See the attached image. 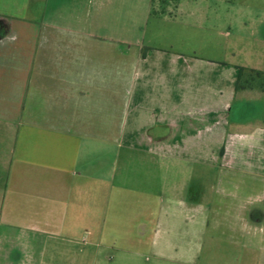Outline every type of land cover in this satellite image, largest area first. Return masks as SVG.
I'll return each mask as SVG.
<instances>
[{
    "label": "crops",
    "instance_id": "0c3cea01",
    "mask_svg": "<svg viewBox=\"0 0 264 264\" xmlns=\"http://www.w3.org/2000/svg\"><path fill=\"white\" fill-rule=\"evenodd\" d=\"M213 2L0 0V264H264V22L199 57Z\"/></svg>",
    "mask_w": 264,
    "mask_h": 264
},
{
    "label": "rangeland",
    "instance_id": "374dc122",
    "mask_svg": "<svg viewBox=\"0 0 264 264\" xmlns=\"http://www.w3.org/2000/svg\"><path fill=\"white\" fill-rule=\"evenodd\" d=\"M213 1L214 0H212V2ZM90 7V9H92L93 5L90 4ZM207 10L209 16H212V22L206 21L205 24L201 25L200 31L194 30L189 37L185 38L187 39L188 47L195 48L196 52L194 53L199 57L218 59V57H220L217 53L219 51L218 45H224L236 33L242 35L241 37L244 38L243 40L245 42L253 40L250 36L257 37L258 32L259 34L261 33L259 24L264 22V0H222L219 6L216 2H213ZM215 16H219L221 21H216L214 23L213 19ZM134 25L135 24H132V26ZM164 25H166V23ZM150 26L151 22L149 23L148 30ZM141 27H143V25ZM157 27H160V24H157ZM110 30L113 29L110 28ZM207 40H210V46ZM208 46L209 52H207ZM205 49L207 51H205ZM245 49L247 50L248 47L246 48L245 46ZM180 51L184 52L186 49ZM232 58V56L228 57L229 60ZM233 59L236 60L239 59V57ZM179 160H181V158H179ZM189 160H191L188 164L190 166V174L193 177L192 180L196 188H202L200 184H202L203 174H205L207 182H212V180L215 179L218 174L216 168L207 166L202 160H198L197 157Z\"/></svg>",
    "mask_w": 264,
    "mask_h": 264
},
{
    "label": "trees",
    "instance_id": "16d2710c",
    "mask_svg": "<svg viewBox=\"0 0 264 264\" xmlns=\"http://www.w3.org/2000/svg\"><path fill=\"white\" fill-rule=\"evenodd\" d=\"M238 69H239V72H240L242 68L241 67H238Z\"/></svg>",
    "mask_w": 264,
    "mask_h": 264
}]
</instances>
